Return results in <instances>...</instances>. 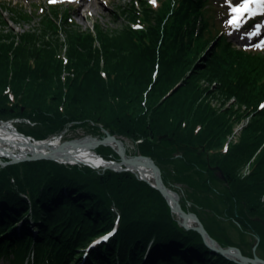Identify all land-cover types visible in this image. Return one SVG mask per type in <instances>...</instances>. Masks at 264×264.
<instances>
[{
  "label": "trees",
  "instance_id": "1",
  "mask_svg": "<svg viewBox=\"0 0 264 264\" xmlns=\"http://www.w3.org/2000/svg\"><path fill=\"white\" fill-rule=\"evenodd\" d=\"M152 5L141 0L140 8L124 9L136 25L121 29L80 31L67 15L57 21L56 6L39 29L21 34L3 29L0 17V119H22L18 130L38 140L66 129L142 140L140 154L156 162L170 189L172 183L193 188L188 193L196 205L199 184L228 183L225 203L261 236L262 250L264 105H258L264 101V54L232 46L209 0ZM18 18L27 17L19 12ZM230 98L237 109H223ZM243 119L238 142L220 151ZM214 150L219 153L211 155ZM98 152L119 160L111 148ZM30 210L38 237L25 216ZM40 212L46 214L41 222ZM115 230L90 253L94 264H239L182 227L162 193L132 172L49 160L0 167V256L27 264L34 252L37 264H79L94 240Z\"/></svg>",
  "mask_w": 264,
  "mask_h": 264
},
{
  "label": "rangeland",
  "instance_id": "2",
  "mask_svg": "<svg viewBox=\"0 0 264 264\" xmlns=\"http://www.w3.org/2000/svg\"><path fill=\"white\" fill-rule=\"evenodd\" d=\"M83 1L89 0H56L55 3H50V0H0V17L3 19V29H13V32L16 34H21L26 31H32L34 29H39L42 26V19L45 16H53L52 6H56L58 11L57 21L61 23V18L64 15H67V21L77 28L80 31L90 30L94 31L97 25L101 27L117 29L123 28L124 25H130L131 27H135L136 23L132 22L127 18L126 13L122 14L124 9L131 8L135 3H137V7L140 8L141 0H92L93 7H87L85 9L81 8L79 5ZM153 3V0H149ZM212 5H214L216 9L215 13V21L218 23L219 27L225 30L227 41L231 42V45L241 49L243 51L251 52V53H262L264 54V37L260 38L255 43H244L245 40L240 42L239 39H245V35L241 32V29L237 31L233 29V25L230 23L235 18V15L232 13L231 9L233 7H239L244 3V0H209ZM158 4V0H155L153 3V8L155 9ZM80 7V8H79ZM23 13L27 17L26 20H22L18 18V13ZM61 16V17H60ZM60 17V19H59ZM241 18L239 17L237 22ZM62 31V30H61ZM246 31V30H245ZM248 32V31H247ZM246 32V33H247ZM60 37L63 39V34L60 32ZM231 39V40H230ZM251 50V51H248ZM217 103L221 105L220 101L214 99L212 103ZM264 105V101L259 103V108L261 109ZM223 109L233 108L237 109L238 104L233 101L232 98L223 102ZM233 118V117H232ZM16 126H21L24 121H17ZM246 122V119L239 121L237 126L234 128V135L228 137L226 141H224L220 151H227L230 149L231 145H235L238 142L239 133L241 130L242 123ZM29 124V122H25ZM22 133V132H21ZM28 136L27 134L23 133ZM105 134V132H104ZM56 136V135H55ZM57 136L62 137L61 143L65 141H70L72 139L84 138L89 136L88 133L83 131L82 129L78 130H69L66 129L63 132L57 134ZM32 137V136H29ZM123 139L124 145H130V154L131 155H142L139 151V145L142 140L132 141L126 137L119 136ZM102 138V137H101ZM128 146V145H127ZM114 151V150H113ZM217 151V152H216ZM115 152V151H114ZM135 153V154H134ZM219 153V150H214L211 152V155ZM99 154V153H98ZM100 155V154H99ZM106 158L105 156H103ZM110 161H116L112 156L106 158ZM105 161V160H104ZM196 165V163H195ZM72 166V165H70ZM218 168V167H216ZM249 166L244 167L243 171H248ZM196 173H199L196 171ZM218 175V174H217ZM198 177L203 180L204 175H198ZM223 182L220 176H218ZM228 185L221 183L220 181H211L210 187H205L204 183L199 184V194L197 196L201 197V200H198L200 203L196 205L194 200L190 198L188 192H193V188H188V186H184L178 183H172L173 190L177 192L181 201L185 200L186 210L190 212L196 213L201 216L204 221H207V226L212 228L213 230L219 233V236L228 243V247H236L240 250L243 249L246 254H249L247 257L253 258L254 254L258 255L260 258L264 259V249L260 250L259 245L261 243V236L257 233L256 230L252 227H244L240 221L236 219V217L230 212L228 205L225 203L223 194H224V186ZM187 188V192H186ZM183 199V200H182ZM183 206V204H182ZM196 208L198 213L193 209ZM30 210L29 213H31ZM39 222L43 221L46 217L44 212H40ZM177 220L181 222V219ZM31 227L30 231L36 229L39 232L37 225L33 222H30ZM214 231V232H215ZM215 232V233H217ZM232 244V245H230ZM241 247V248H240ZM86 250V249H85ZM242 251V250H241ZM38 255V253H37ZM13 257L5 256L1 259L0 264H12ZM36 260V256H35ZM27 264H36L33 259L29 260Z\"/></svg>",
  "mask_w": 264,
  "mask_h": 264
},
{
  "label": "water",
  "instance_id": "3",
  "mask_svg": "<svg viewBox=\"0 0 264 264\" xmlns=\"http://www.w3.org/2000/svg\"><path fill=\"white\" fill-rule=\"evenodd\" d=\"M18 120L21 122L23 121L22 119H12V120L0 119V126L3 125L8 127L10 126V128H12V131L15 134L25 139L24 142L29 143L30 145L36 146V143L50 144L54 142V143H58V146L56 148L51 149L49 153H39L37 151L32 152L30 150L29 152H27V154L23 156H16L11 154L10 155L5 154L4 152L6 151V149L8 150L13 149L15 150V153H18V149L20 148L12 145L9 142H3L2 145L0 144V167L5 168L7 166L16 165L24 162H35L42 160H49L63 164H70L73 166H82V165L90 166L88 162L77 158V155L64 152V148L68 146L77 147L87 144V147L89 148L91 147L95 150L103 146L104 147L109 146L110 148H112L111 145L115 144L117 151H115L113 148L112 150H114L118 154L120 159L116 161L103 159L106 161L105 165H103L100 168L96 166H94L93 168L92 166H90L92 167V170L98 172H105L107 170H111L120 173L132 172L136 174L139 179L149 183L152 187H154L155 189L159 190L162 193V195L167 199L172 209V212L175 215H177L178 218L181 219V222L179 221L181 226L187 230H194L199 232L203 236L206 244L210 249L228 257L229 259L236 261L239 264H264V259L260 258L256 254H254L253 258H250L245 256L239 248L232 246L231 247L222 246L215 238H213L210 235L206 226L204 225V223L196 213L190 212L189 210L183 208L180 195L166 185L163 179L162 170L156 164V162L151 157L148 156L138 155V154L128 155L126 152L124 141L119 136H114L111 135L108 131H104L105 136L102 138L89 135L84 138L72 139L70 141H65L64 143L60 144L62 137L61 138L57 137V139H54V136H52L45 140H38L33 136L29 137L21 133L18 130L16 124L7 123V122L18 123L17 122ZM141 164L146 166L152 172L154 182L145 179L143 176H140L139 174L135 173L133 169H131L133 168L132 166H139ZM216 169L219 170L221 178L226 181L223 171L220 168H216Z\"/></svg>",
  "mask_w": 264,
  "mask_h": 264
},
{
  "label": "bare ground",
  "instance_id": "4",
  "mask_svg": "<svg viewBox=\"0 0 264 264\" xmlns=\"http://www.w3.org/2000/svg\"><path fill=\"white\" fill-rule=\"evenodd\" d=\"M93 4L94 3L92 2V0H89L87 2L86 1L81 2V4L79 6L83 9H85L87 7L88 8L93 7ZM250 7H252L255 10L256 5L253 4ZM255 30H257V29H255ZM242 31H244V30H242ZM24 140L25 139H23L19 135L15 134L12 131V128H10V126L9 127L5 126V125L0 126V144L2 145L3 142H9L12 145L20 148V149H18V153H15V150H13V149H11V150L6 149V151L4 152L5 154L23 156V155L27 154V152H29L30 150L32 152L37 151L39 153H49L51 149L56 148L58 146V143H54V142L50 143V144H45V143L37 144L36 143V146H33V145H30L29 143L24 142ZM127 145L125 146L126 152L128 155H131L130 150H128L130 148V145L129 144H127ZM111 146L115 151H117L115 144H112ZM107 147L110 148L109 146H107ZM98 149L94 150L91 147L90 148L87 147V144H85L83 146H77V147L68 146V147L64 148V152L75 154V155H77V158L90 163V162H95L97 158L95 159L93 157H90L88 155V153L90 151H94V153L97 154V153H99ZM82 166H85V165H82ZM85 167H87V166H85ZM132 167L133 168H131V169H133L135 171V173L139 174L140 176H143L145 179L150 180L151 182H154L153 174L146 166L141 164L139 166H132ZM215 170H216V174H218V176H220L219 170H217L216 168H215ZM224 177L226 178L225 174H224ZM30 255H32V254H30ZM32 257H33V255L30 256V258H32Z\"/></svg>",
  "mask_w": 264,
  "mask_h": 264
},
{
  "label": "snow or ice",
  "instance_id": "5",
  "mask_svg": "<svg viewBox=\"0 0 264 264\" xmlns=\"http://www.w3.org/2000/svg\"><path fill=\"white\" fill-rule=\"evenodd\" d=\"M56 0H50V3H55ZM155 0H153V3ZM256 5L255 10L250 7L251 5ZM232 13L235 15V18L230 21V23L233 26H236L238 18L244 14V13H250V14H262L264 15V0H244V3L240 5L239 7H233L231 9ZM107 239V237H105Z\"/></svg>",
  "mask_w": 264,
  "mask_h": 264
},
{
  "label": "built area",
  "instance_id": "6",
  "mask_svg": "<svg viewBox=\"0 0 264 264\" xmlns=\"http://www.w3.org/2000/svg\"><path fill=\"white\" fill-rule=\"evenodd\" d=\"M11 124H13V123H11ZM11 126H13V125H11ZM60 138H61V137H60ZM54 139H57V137H54ZM88 155H89L90 157L95 158V159L97 158L95 162H90V163H89L90 166H92L93 168H94V166L100 168V167H102L103 165H105V162H106V161H104L103 158H101L99 155H97V154L94 153L93 151H90V152L88 153Z\"/></svg>",
  "mask_w": 264,
  "mask_h": 264
}]
</instances>
